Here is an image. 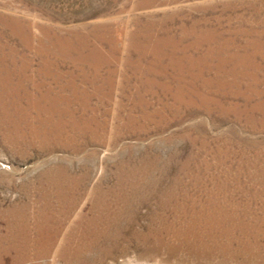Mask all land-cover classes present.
Listing matches in <instances>:
<instances>
[{
	"label": "rangeland",
	"instance_id": "1",
	"mask_svg": "<svg viewBox=\"0 0 264 264\" xmlns=\"http://www.w3.org/2000/svg\"><path fill=\"white\" fill-rule=\"evenodd\" d=\"M0 264H264V0H0Z\"/></svg>",
	"mask_w": 264,
	"mask_h": 264
}]
</instances>
